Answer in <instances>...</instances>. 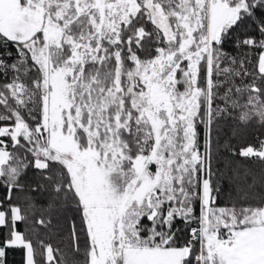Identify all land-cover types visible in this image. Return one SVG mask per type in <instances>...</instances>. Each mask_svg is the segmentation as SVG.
Instances as JSON below:
<instances>
[{
    "label": "snow or ice",
    "instance_id": "obj_1",
    "mask_svg": "<svg viewBox=\"0 0 264 264\" xmlns=\"http://www.w3.org/2000/svg\"><path fill=\"white\" fill-rule=\"evenodd\" d=\"M228 118L264 128V0H0V264H264V197L218 203ZM29 171L79 211L68 252Z\"/></svg>",
    "mask_w": 264,
    "mask_h": 264
},
{
    "label": "trees",
    "instance_id": "obj_2",
    "mask_svg": "<svg viewBox=\"0 0 264 264\" xmlns=\"http://www.w3.org/2000/svg\"><path fill=\"white\" fill-rule=\"evenodd\" d=\"M225 50L237 59L247 54L253 63L255 61V54L249 50L237 49L232 44H227ZM249 70H253L252 64L249 65ZM233 115L238 117L239 112ZM203 135V130H201V143H203ZM214 136L218 143L213 149L212 167L216 182L220 187L219 205L258 203L264 197V162L257 158L233 155L225 145H230L232 150L238 151L242 146L255 144L258 142V137L264 139V128H261L255 119L244 126L238 122V119L228 118L220 121L218 131L214 133ZM24 184L25 190L16 192L15 197L22 204L27 199H31L34 202L32 211L35 219L43 217L50 221L45 226L37 225L36 232L46 243H51L54 248L68 252L73 222L77 229L80 228V214L75 203L71 200L56 198L50 186L31 171L28 172ZM36 184L43 186L37 192L30 191V188ZM31 223L32 217L30 216L29 225ZM21 228L24 229L25 225H21ZM73 259L75 264H82V255ZM23 262V250H8L6 264H23Z\"/></svg>",
    "mask_w": 264,
    "mask_h": 264
}]
</instances>
